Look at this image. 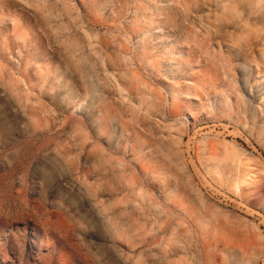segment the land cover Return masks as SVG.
Listing matches in <instances>:
<instances>
[{"label": "rangeland", "instance_id": "1", "mask_svg": "<svg viewBox=\"0 0 264 264\" xmlns=\"http://www.w3.org/2000/svg\"><path fill=\"white\" fill-rule=\"evenodd\" d=\"M0 264H264V0H0Z\"/></svg>", "mask_w": 264, "mask_h": 264}]
</instances>
